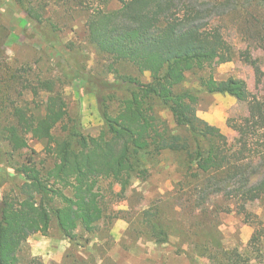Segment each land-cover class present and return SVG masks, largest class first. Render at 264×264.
Listing matches in <instances>:
<instances>
[{
  "label": "trees",
  "instance_id": "1",
  "mask_svg": "<svg viewBox=\"0 0 264 264\" xmlns=\"http://www.w3.org/2000/svg\"><path fill=\"white\" fill-rule=\"evenodd\" d=\"M73 1L88 14L89 41L109 58L108 72L117 74L120 66L129 65L140 74L157 72L159 76L151 83L123 75L110 81L87 75L83 68L72 71L59 64L64 78L96 96L104 121V130L96 138H88L79 130L55 80L25 82L24 87L35 97L47 94L40 105L43 112L14 106V121L3 129L2 140L14 152L29 149L30 140L42 141L55 164L43 171L30 158L15 170L25 183L21 197L5 195L0 200V264H17L22 245L32 234H47L54 219L69 240L75 239L79 226L89 232L103 220L119 219V213L106 215L101 183L110 182L111 194L114 184L125 193L134 177H149L144 160L166 150L186 153L189 169L207 176L205 190L235 199L238 211L245 214V205L255 193L264 196V101L250 98L242 80L219 81L213 75L201 80L205 92L227 94L248 104V116L233 127L239 137L230 145L219 130L197 119L199 92L176 90L185 83L188 73L233 58L236 51L220 22L239 0ZM17 2L29 27L26 33L40 29L34 34L51 42L55 30L44 29L40 8L28 6L24 0ZM113 2L120 7L110 9ZM260 6L264 10V0ZM260 42L264 44V36ZM17 74L14 72L13 79L22 78ZM159 109L169 110L177 127L188 131L194 148L188 138L174 133L158 114ZM60 126L62 136L58 137L55 131ZM149 223L152 236L161 244L169 243L165 228L152 219ZM228 263L247 264L232 258Z\"/></svg>",
  "mask_w": 264,
  "mask_h": 264
},
{
  "label": "rangeland",
  "instance_id": "2",
  "mask_svg": "<svg viewBox=\"0 0 264 264\" xmlns=\"http://www.w3.org/2000/svg\"><path fill=\"white\" fill-rule=\"evenodd\" d=\"M24 1L28 6L40 8L44 29L55 33L49 43L44 36L34 34L40 29L26 33L29 27L23 22L22 5L17 0H0V200L5 195L21 197L25 181L15 170L30 158L43 171L55 164L42 141L30 140L29 149L14 152L2 140L3 129L14 121V106H28L38 110V114L43 112L41 106L47 94L35 97L24 87L25 82L55 80L56 87L64 93L70 117L78 121L79 130L88 138H96L104 130L97 98L86 94L77 82L64 78L59 64L72 71L83 68L87 75L110 81L123 75L151 83L159 76L157 72L140 74L129 65L120 66L117 74L108 72L109 58L90 43L88 14L75 1ZM260 3L261 0H239L220 22L236 51L233 58L188 73L185 83L176 88L199 92L197 119L219 130L230 145L239 137L233 127L248 116V104L227 94L205 92L201 80L211 75L219 81L242 80L250 98L255 96L264 101V44L260 42L264 36V10ZM119 7L117 2L109 6ZM14 72L22 78L13 79ZM112 108L115 109V102ZM158 114L168 121L175 134L188 138L194 148L188 131L177 127L169 110L159 109ZM61 133L60 126L55 134L60 137ZM144 164L149 168V177L146 180L134 177L125 193L114 184L111 194L110 182L101 183L106 215L113 217L119 213V219L103 220L89 232L79 226L74 240L64 236L54 219L47 234H32L22 245L17 264H229L231 258L236 262L264 264L263 195L255 193L242 214L235 199L205 190L207 176L195 168L189 169L186 153L166 150L148 156ZM151 219L165 228L169 243L161 244L152 236Z\"/></svg>",
  "mask_w": 264,
  "mask_h": 264
}]
</instances>
